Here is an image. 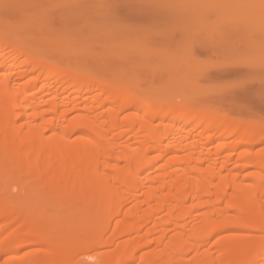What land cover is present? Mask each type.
<instances>
[{
  "label": "bare ground",
  "instance_id": "1",
  "mask_svg": "<svg viewBox=\"0 0 264 264\" xmlns=\"http://www.w3.org/2000/svg\"><path fill=\"white\" fill-rule=\"evenodd\" d=\"M33 4L44 11L32 14ZM220 4L16 0L14 15L44 27L33 23L31 30L27 23L30 32L19 38L11 34L20 23L9 30L0 14V264H73L80 255L91 264H264V149L253 151L264 132L252 137L264 130V63L242 58L261 52L264 31L238 30L254 24L256 14L261 18L264 9L257 6L264 3L253 4L257 13L248 1L239 18L227 12L236 21ZM193 10L216 21L197 16L202 26H195ZM219 15L228 17L233 32L241 20L238 37L217 22ZM71 26L64 38L74 43L55 48L47 33ZM172 48L188 56L193 75H211L196 95L180 100L171 93L184 78L181 69L171 71L178 59ZM165 54L172 61L158 59ZM200 55L208 67L195 72ZM164 78L169 87L152 88ZM182 122L185 129L193 124L212 131L206 141L237 139L219 141L213 158L212 146L180 134ZM229 147H244L234 167L227 165L234 159L224 152ZM214 236L216 244L208 247Z\"/></svg>",
  "mask_w": 264,
  "mask_h": 264
},
{
  "label": "rangeland",
  "instance_id": "2",
  "mask_svg": "<svg viewBox=\"0 0 264 264\" xmlns=\"http://www.w3.org/2000/svg\"><path fill=\"white\" fill-rule=\"evenodd\" d=\"M2 1V2H1ZM29 1H35V0H29ZM216 1V0H215ZM249 1V3L250 4H252L251 5V7L248 5V4H245V3H247ZM258 1V0H257ZM257 1H255L256 2V4H259V2H261L262 0H259L258 2ZM0 2L2 3L1 5H0V11L1 12H3V10H4V12L7 14V15H4L5 13H0L1 14V16H2V18L5 20V21H3L5 24L4 25H11V23H13V25H15V24H18V26H19V23H20V26H19V28H16L17 29V35H16V32H14V35H13V31H12V34H11V36H13V37H20L21 35H22V33L23 34H25V35H27L28 33L26 32V28L29 26V24L27 25V23H30V29H31V25H33V23L35 24V26L36 27H38V28H40V26H41V28H44L43 27V24L42 25H40V21H38V22H34L33 21V19L31 18V17H29V20H28V22H27V19H26V21L25 20H23V17H21V15H20V13L18 14V12L14 15V10H13V7L12 6H14V4H15V2H16V0H0ZM12 2V3H11ZM219 2V1H218ZM221 2V1H220ZM255 2L253 1V0H222V4L224 5H222V4H220V7L221 8H225V10H222V11H224V13H227V12H229V13H231V10H233L234 11V15L235 14H237L238 13V18L240 17V16H242V12H245L244 14H247L246 12V9H245V5H248V7H250L251 9H254L255 10V8L256 7H254L253 6V4H255ZM263 3H264V0H263ZM241 4V5H240ZM253 6V7H252ZM186 7H187V9H188V5H186ZM257 7H260V9L262 10V9H264V7H262L261 5H259V6H257ZM262 7V8H261ZM1 8H2V10H1ZM180 9V6L179 7H177V11H175L176 13H178V11H179V9ZM181 8H182V6H181ZM190 8H191V6L189 5V11H190ZM9 9H11V11H9ZM42 9V10H41ZM44 8H42V7H39V6H36V5H34L33 4V6L30 8V11L32 12V14H36L37 12H39V10H40V12H42V11H44L43 10ZM245 9V11H243ZM249 9V8H248ZM12 10H13V12H12ZM258 10V8H256V12L257 13H259V11H257ZM260 10V11H261ZM10 13H9V12ZM219 11V10H218ZM253 11V10H252ZM252 11H250V9H249V12H248V14L250 13V12H252ZM11 12H12V14H11ZM263 12V10L260 12L261 13V15L263 16H261V18H259L260 17V15H259V17L257 16V14L253 17V18H251V19H253L255 22H253L254 24H250V22L248 23V24H246V25H242L241 27H239V29L238 30H240V29H242V28H246V27H248V26H250V28H252V29H254V31L255 30H260L261 28H263V31H264V23H262L261 21V19L262 18H264V13H262ZM175 13V14H176ZM194 13H195V11L193 10V12L191 11V14H193L194 15ZM199 13V12H198ZM203 13V14H202ZM202 13H200L201 14V17L202 16H204V12H202ZM3 14V15H2ZM190 13H189V15H191ZM215 15V14H214ZM220 15H222V12H220ZM219 15V20H217V22L218 23H221V25H222V27L226 30L227 29V26H228V23H230L231 21H229V20H227V18L228 17H226V16H224V18L222 17V16H220ZM227 15H228V13H227ZM4 16H5V18H4ZM192 16V15H191ZM197 16H198V14L197 13H195V20H196V18H197ZM228 16H230L229 17V19H232L231 18V16L233 17V15H228ZM6 17L8 18V20L6 19ZM20 17V18H19ZM199 17V16H198ZM201 17H199L200 19H201V21L202 22H204L205 20H207V21H209L210 20V18H208V19H205L207 16H206V14H205V17H203V19L201 18ZM210 17V16H209ZM213 17H215V16H213V14H212V19H213ZM221 17V18H220ZM21 18H22V20H21ZM30 18L32 19V20H30ZM187 18H188V16H187ZM198 18V19H199ZM217 18H218V16H217ZM234 18H236V16H234L233 17V19ZM20 19V20H19ZM25 19V18H24ZM200 19H199V21L198 20H196V25L195 26H197V23L198 24H201V26H202V22L200 21ZM226 19V20H225ZM35 20V19H34ZM194 20V21H195ZM221 20V21H220ZM235 21H236V19H234ZM238 21H237V23L239 22H241V20L240 19H237ZM8 22V24H7V22ZM10 21V22H9ZM19 21H21V22H19ZM31 21V22H30ZM214 21H216L215 19H213V21H209V22H214ZM227 21H229V22H227ZM246 21H249V20H246ZM222 22L223 23H225V24H222ZM227 22V23H226ZM233 22V21H232ZM244 22V21H243ZM26 23V24H25ZM32 23V24H31ZM42 23V22H41ZM204 23H206V22H204ZM237 23H236V25H237ZM238 23V25H240ZM242 23V22H241ZM235 23H233L232 25H234ZM243 24V23H242ZM24 25H26L27 27H25ZM40 25V26H39ZM209 25V24H208ZM227 25V26H226ZM238 25L236 26V28H238ZM253 25H255V26H253ZM259 25H261V26H259ZM16 26V25H15ZM17 26V27H18ZM194 26V27H195ZM200 26V27H201ZM20 27H21V29H20ZM23 27H25L24 29H23ZM198 27H199V25H198ZM229 28L228 29H230V33H232L233 34V36H237L238 37V35H239V31L238 32H235V30H236V28H233L234 29V32H233V30H231V25L230 26H228ZM29 28V27H28ZM27 28V30L29 31V29ZM74 26H71L70 27V29L69 28H65V30H63L64 28H62V31L59 29V28H55V29H53L54 31H52V32H48L47 34H48V37H50L51 39V42H52V44L55 46V48L58 46V47H60L61 46V43H63V45L59 48V49H61V48H64V47H67V45H68V42H72V43H74L73 42V40H70V39H65L64 37H68L69 35V33H71L72 31H74ZM211 27H209V29H210ZM222 28V29H223ZM19 29V30H18ZM56 29H58V32H56L57 30ZM196 30H197V28H195ZM215 29V28H214ZM9 30H10V26H9ZM15 30V29H14ZM32 30V29H31ZM60 30V31H59ZM224 30V31H225ZM251 30V29H250ZM7 31H8V29H7ZM6 31V32H7ZM67 31H69V32H67ZM208 31H210V30H208ZM229 31V30H228ZM228 31H226V32H228ZM243 31V29L241 30V32ZM254 31L252 30L251 32L252 33H254ZM19 32H20V35H19ZM30 32V31H29ZM37 32H39V31H37ZM60 32V33H59ZM216 32V31H215ZM218 32V31H217ZM216 32V33H217ZM220 32H223V31H220ZM225 32V33H226ZM251 32H249L248 33V31L247 32H245V34L246 33H248L249 35L251 34L252 35V33ZM258 31H256V33H257ZM261 32H262V30H261ZM5 33V32H4ZM11 33V32H10ZM10 33H9V35H10ZM201 34V33H200ZM208 34V33H207ZM214 34V33H213ZM229 34V33H228ZM232 34L231 35H228L229 37L231 36L232 37ZM244 34V33H243ZM8 35V36H9ZM21 36V37H26V36ZM203 35H205V34H203ZM221 35V34H220ZM261 35H262V33H261ZM264 35V34H263ZM262 35V36H263ZM5 36H7V34L5 35ZM216 36V35H215ZM219 36V35H218ZM243 36V35H242ZM242 36H240L241 37V41L243 42V43H245V44H249L250 46H256L257 44H259V41H254L252 38H251V40L252 41H254V42H252L251 40L249 41V39L248 40H242ZM30 37H31V35H30ZM212 37H214V36H212ZM250 38V36H247V38ZM211 38V37H210ZM203 39V38H202ZM258 39V38H257ZM263 39V38H262ZM50 40H49V43H51L50 42ZM66 40H69L68 42H67V44H65L66 43ZM192 40H194V36H192ZM208 39H206V41H207ZM260 41H261V38H260ZM263 41H264V39H263ZM204 42V41H203ZM49 43H48V46H49ZM65 44V45H64ZM110 43H108V45H109ZM261 44H264V43H262L261 42ZM106 45H107V42H106V44H105V48H106ZM111 45V44H110ZM109 45V46H110ZM54 46H52V47H54ZM109 46H107V48L109 47ZM260 46V45H259ZM54 48V49H55ZM178 48H179V46H178ZM180 48H182V47H180ZM258 48V47H257ZM64 49H66V48H64ZM173 49V48H172ZM173 50H175L174 52H173V55H174V57L173 58H175V57H177L178 59H177V62H176V58H175V61H174V59H173V61H174V64L173 63H171V67L173 66H175V63L177 64L176 66H177V69H176V66H175V68L174 69H171V71L172 72H176V70L178 71V68H179V71H181L182 72V74H184L183 75V77L184 78H180L181 80H178V78H177V82H176V84H175V82H174V84L175 85H173V87H171L170 88V91H171V93H172V90H174V92L176 91V93H177V95L179 96V98L178 99H180L181 100V98L182 97H185L186 95H188L187 96V98L189 97V94H195V93H197L198 91H200V88H201V86H200V83L201 82H203V80L205 81L206 80V78L207 77H210L211 75H205L204 76V78L205 79H203V77H202V79H201V76H199L200 75V72H199V75H197L198 74V72H196L197 70H201V68L200 67H202V69H206L207 67H208V60H205V58H204V56L202 55V57H203V60H205V62H206V66H205V63H204V61H202V58H201V55H200V60H199V62H197V66H194V69H196V70H194L195 72H196V74L195 75H193L192 73H193V71H192V69H190V67H191V65L189 64V62H190V60L188 59V56L186 55H184L183 54V56H182V52L179 50V51H177V53H176V49H173ZM172 50V51H173ZM178 50V49H177ZM255 50V49H254ZM254 50H251V52H253ZM258 50V49H257ZM260 50H261V52L264 50V46H260ZM6 51V50H5ZM5 51H3V52H5ZM67 51H73L74 53H75V50L74 49H72V48H69ZM66 51V52H67ZM167 51L169 52L170 50H168L167 49ZM72 52V53H73ZM187 52V51H186ZM261 52H257L256 50H255V52L254 53H251L249 56H250V58H247V56H248V54H247V56H242V58L243 57H245V59H247V61H249L248 59H253V63H257V61H258V63H261V64H263L264 63V53H262L261 54ZM0 53H2V50H1V52ZM71 53V54H72ZM114 53V52H113ZM113 53H111V54H109V55H111V59L112 58H114L113 57ZM249 53H250V51H249ZM257 53V54H256ZM80 54V53H79ZM172 54V53H171ZM187 54V53H186ZM73 55V54H72ZM163 55V54H162ZM177 55H179L180 56V58H179V56H177ZM257 55V56H256ZM261 55V56H260ZM167 56V59L166 58H164V57H166ZM171 57H172V55H171ZM170 57V59H168L169 58V55H164L163 57H161V55L160 56H158V59L159 60H161L162 62H164V61H167L168 62V60L169 61H172V58ZM187 58V64H183V62H185V60L183 59V58ZM106 58H107V61H109V60H111V59H109V57H107L106 56ZM105 58V59H106ZM150 59H151V57H150ZM152 59H155V57L154 58H152ZM192 59V58H191ZM156 60V59H155ZM261 60H263V62H261ZM153 62V61H152ZM167 62L165 63V67H166V65H167ZM211 65H212V63H210ZM209 64V65H210ZM194 65H196L195 63H194ZM199 65V66H198ZM164 66H163V69L165 70V71H167V73H168V69L167 68H164ZM204 66V67H203ZM170 66H168V68H169ZM187 67H189V68H187ZM211 67V66H210ZM181 69V70H180ZM186 69H187V71H186ZM175 70V71H174ZM186 71V72H184L183 73V71ZM189 71H192L191 73H189ZM169 72H170V69H169ZM177 73V72H176ZM186 74V75H185ZM29 75H36V72H32V73H29ZM176 75H179V73L178 74H176ZM176 75H174L173 77H175L174 79H176ZM170 76V75H169ZM182 76V75H181ZM213 76V75H212ZM218 78V77H217ZM25 79H27V77H25V78H23L22 80H25ZM165 79L166 78H164V81L163 80H161V81H155V80H153L152 81V88H153V86L155 85V87H164L165 88V86L167 85V87H169V84L167 83V81H165ZM171 79V78H170ZM216 79V78H215ZM219 79V78H218ZM217 80V79H216ZM19 81H21V79L19 80ZM174 81V80H173ZM207 81V80H206ZM210 81H212V79H210ZM214 81V80H213ZM220 81H222V79H220ZM161 82V83H160ZM163 82H164V84H163ZM165 82H166V85H165ZM170 83V82H169ZM222 83L224 84V82L222 81ZM218 84H221V82H218ZM225 85V84H224ZM166 87V93H167V89H169V88H167ZM205 87L206 88H208V87H211V82H210V84H208V83H205ZM223 87V88H222ZM225 88V86H223L222 84H221V87L220 86H218V89L219 90H221V89H224ZM155 89V88H154ZM163 89V88H162ZM36 89H32L30 92H34ZM212 90H214V91H216V89H212ZM165 91V90H164ZM201 91H203V89H201ZM214 91H212L211 92V89H209V92L207 93V91H205V93H207V94H209V95H213V94H215V92ZM222 91V90H221ZM92 93H98V90H93L92 91ZM92 93L91 94H89V95H92ZM168 93H169V91H168ZM217 93H219L218 91H217ZM206 94V95H207ZM175 95V94H174ZM173 95V96H174ZM196 95V94H195ZM177 96V97H178ZM190 96H192V95H190ZM203 95H201L200 97H202ZM174 97H176V96H174ZM186 98V97H185ZM175 100H177V98L175 99ZM120 103L121 102H118V103H115V104H112V107L114 108V109H119V107H120ZM135 109H130V110H126V111H122V113H121V116H124V115H126L128 112H130V111H134ZM228 113H229V111H228ZM75 114V113H74ZM74 114H72L71 116H73ZM234 114V113H233ZM235 114H237V113H235ZM238 115L239 114H237L236 116H232L231 114H229L228 116H230V117H234V118H237L238 117ZM70 116V117H71ZM245 117H246V115H244ZM184 122H182V123H180L179 125H177V127H179V126H181L182 127V125H183V128L185 129V126H184V124H183ZM194 125L192 124V125H190V124H187V126H186V129H185V131H182V132H180V134L182 133L183 135H188V136H192V137H195V138H197V139H199V141H200V145L201 146H212V148H213V154H212V157L213 158H216L217 157V150H216V145H217V143L219 142V141H221V142H226V141H234V140H236L237 138L236 137H233V138H227V139H225V138H221V139H214V140H212V141H206V137L208 136V135H210V134H212L213 132L212 131H205V132H201V130H199L198 128H196V129H192V127H193ZM259 129V128H258ZM257 129V132H254V133H252V137H254V140H256V139H258V137H259V135L261 134V133H263L264 132V130L263 129H259L258 130ZM258 135V136H257ZM256 138V139H255ZM244 147H240V148H232V147H229V148H227V149H225L224 150V152L225 153H230L232 156H233V161H231L229 164H227L229 167L231 166V167H234L236 164V162H234V160H236L237 158L236 157H238L237 155H238V153L243 149ZM264 149V141L263 142H261V143H259V142H256V145H254V147H253V151H260V150H263ZM236 158V159H235ZM219 164V166H221L222 165V162H220V163H218ZM253 170V169H252ZM13 194V193H12ZM235 231H233V230H229L227 233L228 234H231V233H234ZM110 233V231L109 232H107V234H109ZM227 233H225V234H227ZM217 240H218V237H216V236H214V237H211V239L209 240L210 242H208V247L209 246H212V245H215L216 244V242H217ZM154 246V245H153ZM153 246H151V247H148V248H146L144 251H142V253L143 252H146V251H149L150 249H152L153 248ZM30 249H32V246H29V247H25L24 248V250L22 249L21 250V252H20V254L21 255H23L22 253L23 252H27V250H30ZM107 248H99V249H96V250H93L92 251V253L94 252V253H101L103 250H106ZM141 253V254H142ZM94 260L93 259H90V258H87V257H85L84 255H80V256H78L75 260H74V262H73V264H91L92 262H93ZM139 263V261L138 260H136V261H134V262H132V263H129V264H138Z\"/></svg>",
  "mask_w": 264,
  "mask_h": 264
}]
</instances>
